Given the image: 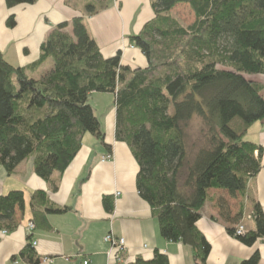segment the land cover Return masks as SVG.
Listing matches in <instances>:
<instances>
[{
	"label": "trees",
	"instance_id": "1",
	"mask_svg": "<svg viewBox=\"0 0 264 264\" xmlns=\"http://www.w3.org/2000/svg\"><path fill=\"white\" fill-rule=\"evenodd\" d=\"M5 1L13 7L35 0ZM179 4L194 14L187 26L170 15ZM152 7L154 17L130 38L145 66H123L119 51L103 56L81 16L57 24L27 66H13L0 52V165L11 174L31 158L36 175L49 181L67 169L86 133L110 148L89 98L93 92L113 94L115 139L131 149L138 193L160 235L190 245L199 264H206L211 245L197 221L208 189L243 196L261 169L262 147L245 135L254 122L264 121V81L253 79L264 75V0H154ZM6 23L13 26L14 18ZM194 117L204 124L205 141L189 161L184 127ZM216 205L238 241L253 245L264 236L257 202L255 230L242 235L235 231L242 208L232 213L224 198ZM30 207L33 223L43 230L51 227L47 214L69 209L49 204L44 190L32 193ZM24 208L22 190L0 195V230L12 228L16 211ZM30 238L20 256L38 264ZM258 261L257 251L240 264ZM129 264L169 260L155 251L151 259Z\"/></svg>",
	"mask_w": 264,
	"mask_h": 264
},
{
	"label": "crops",
	"instance_id": "2",
	"mask_svg": "<svg viewBox=\"0 0 264 264\" xmlns=\"http://www.w3.org/2000/svg\"><path fill=\"white\" fill-rule=\"evenodd\" d=\"M153 1L35 0L8 7L5 0H0V52L13 66H27L38 58L41 43L57 24L81 16L103 56L119 51L123 66H145L144 55L130 38L154 17ZM89 8L92 14L87 12ZM10 16L14 18L13 26L6 23ZM35 72L32 75L37 77L40 70ZM258 76L261 77L253 79L264 81V75ZM114 101V95L109 93L93 92L89 98L100 121L104 143L110 148L86 133L67 169L54 172L49 181L36 175L31 158L22 161L11 174L0 165V195L22 190L25 202L23 213H15L14 226L0 230V264H32L20 252L28 242L27 225L33 223L30 199L35 190H44L49 204L69 208L64 213L47 214L50 229L35 226L30 234V242H36L32 247L38 259L48 257L52 264H129L137 257L149 260L159 251L167 255L169 264H199L190 245L167 241L160 235L156 217L140 197L137 162L130 147L115 139ZM245 139L262 147L261 169L249 180L239 199L224 190L208 189L209 197L197 221V228L211 245L206 264H240L257 251L258 264H264L262 238L246 245L231 236L227 232L229 223L219 216L216 205L218 199L224 198L232 213L242 208L243 216L237 225H244L246 230H255L253 217H247L254 214V202L264 214V121L250 125ZM108 153L113 158L102 161ZM110 231L125 239L126 251L121 259L113 251L109 254L104 236Z\"/></svg>",
	"mask_w": 264,
	"mask_h": 264
},
{
	"label": "rangeland",
	"instance_id": "3",
	"mask_svg": "<svg viewBox=\"0 0 264 264\" xmlns=\"http://www.w3.org/2000/svg\"><path fill=\"white\" fill-rule=\"evenodd\" d=\"M170 15L178 19V21L184 26H187L194 21V14L187 4L177 5L172 10V12H170ZM48 66L49 64H46L39 70L43 71ZM35 73L37 74V72ZM258 77H261V76H257V78ZM184 129H185V137H186L185 138L186 146H187V151H188L187 159L191 161L194 157L195 150L198 149L199 146H201L203 142L205 141L204 124L201 119L194 117L192 120L189 121V123L184 127ZM239 197L240 196L237 195L238 199ZM253 215L254 214H250L247 217L251 218V216Z\"/></svg>",
	"mask_w": 264,
	"mask_h": 264
},
{
	"label": "built area",
	"instance_id": "4",
	"mask_svg": "<svg viewBox=\"0 0 264 264\" xmlns=\"http://www.w3.org/2000/svg\"><path fill=\"white\" fill-rule=\"evenodd\" d=\"M257 153V152H255ZM113 158V155L111 153H108L106 155H104L101 160H111ZM254 216V215H253ZM251 216V218L253 217ZM35 229V224L32 222H29L27 225V235L30 236V234L32 233V231ZM236 234H244L245 228L243 227L242 224L238 225L236 227ZM6 233V230L3 231V234ZM104 241L109 245V254L113 251L115 252L117 259H121V255L126 251V243H125V239L123 237L117 236L115 235L112 231H110L109 233H107L104 236ZM262 241L264 242V236L262 237ZM32 245H35L36 242L32 241L31 242ZM86 263V262H85ZM38 264H52V259L48 258V257H42L39 259V263Z\"/></svg>",
	"mask_w": 264,
	"mask_h": 264
}]
</instances>
